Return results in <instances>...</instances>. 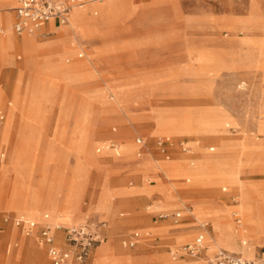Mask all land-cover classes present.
<instances>
[{
  "label": "rangeland",
  "instance_id": "374dc122",
  "mask_svg": "<svg viewBox=\"0 0 264 264\" xmlns=\"http://www.w3.org/2000/svg\"><path fill=\"white\" fill-rule=\"evenodd\" d=\"M74 12L64 26L73 28ZM0 29H4L1 47L12 26ZM104 29H109V34L86 38L79 28H73L74 45L84 48L100 37L97 44H106L104 49L116 42L115 50L99 51L100 47L86 46L78 49L83 56L75 50L59 52L66 66L85 64L78 69L84 73L82 78L36 85L29 113L46 110L41 116L42 124L36 123L33 128L37 132L29 149L17 150L14 143L10 147L2 142L1 131L8 117L5 108L0 107L5 114L0 125V264H41L39 252L48 258L40 232L27 234L26 229L15 223L17 216L32 221L27 213L9 205L19 191L36 194L58 190L64 197L70 185L80 187V211L87 217L85 222L105 223V239L93 248L90 259L96 250L109 247L113 255L124 257L114 264L170 261L167 246H180L201 230L202 220L192 211L196 201L211 199L235 205L238 203L234 198L240 202V196L247 194L243 191L241 195L237 186L217 179L194 184L184 169L192 167L193 161L202 156H246L247 142L260 145L264 141V0H167L136 7L132 14L115 25L109 22ZM114 30L120 34L111 40ZM30 36L41 42L53 35L37 31ZM46 42L37 43L30 51H40ZM51 52L43 50L38 54L40 59L31 58L29 62L35 65L32 71L24 65L32 54L25 48L14 50L25 69L24 79L21 74L12 83L15 86L21 81L20 95L36 75L42 74L41 65ZM0 60L15 63L7 61L1 52ZM8 71V66L0 63V88L8 92L6 107L13 109L17 92L13 88L12 97L9 94ZM179 125L204 131L171 130ZM18 131L16 126L14 133ZM163 136L174 141L165 145L164 150L158 144ZM138 137L142 138L141 143ZM184 138L189 141L186 144L191 146L192 154L182 150L179 142ZM223 141L237 145L222 149ZM131 145L132 151H125ZM139 153L151 158L153 170L141 173L124 168L130 160L141 157ZM158 162H171L176 169L164 174L157 167ZM181 167L184 169L180 170ZM239 178L245 183L264 184V167L243 165ZM172 183L176 185V196L167 201L162 188ZM223 187L227 190L223 191ZM103 194L112 200L113 210L109 215L93 214L90 206ZM36 200L40 202L41 198L36 195ZM42 208L40 214L46 216L50 208L47 201ZM59 208L64 209L65 205L60 204ZM187 208L195 217L181 224L188 226V233L178 235L179 240L186 239L177 243L172 235L178 223L172 214L176 210L187 214ZM240 208L247 214L245 201ZM235 212L238 208L233 206L231 225L227 226L224 220L213 224L214 230L206 238L208 251L221 247L239 252L242 241L249 239L252 250L248 254L254 256L255 236L247 227L240 229V241L236 239L235 228L239 225ZM160 213L168 216L161 218ZM34 221L39 231L46 225L53 231L60 230L57 234L60 246L66 243L64 227L82 224L53 222L50 218ZM162 223L164 228H158ZM136 231L141 235L140 241L130 246L128 240ZM159 255V260H155ZM256 255L264 256V246L257 247Z\"/></svg>",
  "mask_w": 264,
  "mask_h": 264
},
{
  "label": "crops",
  "instance_id": "0c3cea01",
  "mask_svg": "<svg viewBox=\"0 0 264 264\" xmlns=\"http://www.w3.org/2000/svg\"><path fill=\"white\" fill-rule=\"evenodd\" d=\"M104 1V0H103ZM167 0H140L138 2H135L133 0H114L113 2H100V4H88L87 7L84 10H78L74 13V24H80V23H89L94 22L96 20L97 16H100L102 18H108L110 25H115L121 18H124L134 12L136 7H148L150 5L158 4V3H164ZM169 1V0H168ZM19 5V0H0V28H3L5 26H13V23L16 20V8ZM74 12V11H73ZM72 12V13H73ZM89 13V14H88ZM108 22V23H109ZM40 32L53 35L51 38L38 42L36 38L30 36L32 33L29 32H16L13 30L9 31L8 33V39H5L2 41L0 52L3 57L7 59V61H13L15 63L9 64L4 63L0 60V63L7 65L9 68L8 71V91H10V96L12 97V91L9 88V85L16 82L18 78L23 74V79L25 77V69L23 68V62L20 63L17 61L14 50L17 48H25L29 51V53L32 54L30 58L25 61L24 65L29 66L32 71L35 68V65L33 63H30V59L33 57H38V54H40L43 50H50L52 51L50 55L45 56V61L41 65L43 68L42 74L39 76V82L38 83H47V82H54L58 79H64L67 81L80 79L84 76V73L79 71V67L84 66L85 64H76L75 66H66L64 60H63V54L59 53L61 50L65 52H74L78 51V49H84L87 47H97L99 48V51H112L115 50L117 47L114 43L108 44V48L105 45L97 44L98 39L100 37L96 38L95 40H92V45L86 44L84 48H79L75 46L74 40H73V28L71 26H64L63 24L60 25L57 21H50L46 23L40 30ZM119 32L114 30V33L110 37L112 38L119 36ZM109 38V37H107ZM1 39V35H0ZM25 39H31L35 43H43L46 42L43 46V48L38 52H31L28 48V44H26ZM97 40V41H96ZM86 42V41H85ZM53 50H56V52H53ZM79 56H83V52L80 50L77 52ZM40 59V58H39ZM39 61V60H38ZM43 61V60H42ZM40 61V62H42ZM39 62V63H40ZM77 69V70H75ZM31 71V72H32ZM31 73H29L30 75ZM27 75V76H29ZM4 89V88H1ZM7 91V90H5ZM8 93V92H7ZM4 107V106H3ZM5 108V107H4ZM7 113L6 108L4 109ZM46 109H40L37 110L34 114H30L29 110L27 109H19L14 111L10 115V119L8 118L6 123L7 125V138L5 140L6 145L13 147L15 149L20 148H26L29 149L30 145L32 144V139H34L36 130H33L34 127H36V123H41V116L44 113ZM0 117L2 118L0 125L2 124L5 114L3 111L0 112ZM8 117V115H7ZM159 125V124H158ZM18 126L19 131L15 134L14 128ZM159 128V126H158ZM157 128V129H158ZM264 128V124H263ZM171 130H182V131H188V132H196L200 133L203 132V129L199 128H189L187 126L179 125ZM40 138L42 137V134L39 132ZM138 141V140H137ZM181 141H185L186 143L189 141H186L184 138ZM50 142L52 143L53 140L50 139ZM139 142V141H138ZM174 142V141H173ZM194 145L196 144L195 140L191 141ZM12 143L13 146H12ZM141 143V142H139ZM220 147L222 149L234 147L237 144L235 142H221ZM240 145V144H239ZM245 145V144H244ZM190 148L191 146L188 145ZM182 148V147H181ZM133 149L132 145L127 147L125 151L131 152ZM211 150H214V147L210 148ZM183 150V149H182ZM184 151V150H183ZM244 152L246 156L243 157H224V156H216V157H208V156H202L197 159L196 162L193 161L192 167L189 168H179L180 170H185V174L188 176H191L193 179L194 184H204L206 182H210L212 180L217 179L218 181L225 182L231 185H235L238 187L240 194L242 195V192H246L247 194L245 196H240L241 201L239 202L234 198V201L238 204L235 205H223L216 203L214 200L206 199V200H198L195 203V209H192L194 213L198 215V220H204L209 222V230L210 232H213L214 230V223H219L222 220L225 221V224L227 226L231 225L233 222L231 219V210L233 206L238 208V212H235V221L237 223V216H240L242 219L241 228L240 224L239 226H236V239L240 241L242 237V231L240 229H243L244 227H247L248 232L253 234L255 237L253 241L256 243L255 246V255L254 258H264L263 255H260L257 257L256 255V249L258 246H264V184L260 182H243L239 178V172L242 166H262L264 167V141L261 142L260 145H254L252 143H246V148L244 149ZM142 153H139L138 155L141 156ZM188 154H192L191 152ZM207 162V163H206ZM207 164V165H206ZM210 164V166H209ZM157 167L166 174V172L170 169H173L174 167L171 162H164V163H157ZM126 170L129 172L131 171H138L141 173H144L148 170H153L155 168V164L152 162L151 158L144 154L139 158H135L130 160V162L124 166ZM190 181L191 179H187ZM176 188V185L172 183L171 185H164L162 188L163 192L165 193V199L167 201H171L175 198L174 189ZM227 187H223V191H226ZM30 191L21 192L19 191L18 195L16 196V200L14 202H9V205H13L16 207L19 211L27 213L32 221L36 219H44V218H50L53 222H64V223H83L86 221V215L81 214L80 211V195H81V188L76 185H70V187L67 190V193L64 197L60 194V191L55 190L52 195L49 194V192H43L40 202L36 200V194L29 193ZM45 201L48 202V205H50V208L48 212L50 213V217H46L43 214H40L41 211H43L42 205H44ZM243 201L246 202L247 205V214L244 213L240 206L243 205ZM64 204L65 208L60 209L59 205ZM113 203L109 196L102 195L101 198L97 201L95 205L90 206L92 213H98L100 216L109 215L111 214L113 210ZM181 212V216L179 217L178 226L176 227V231L173 233L172 238L175 239V242L180 243L183 242L186 238H182L179 240L178 235L181 234H187V225H181L183 222L188 220L189 218H194V214L185 213L183 210H176L175 212ZM173 212V213H175ZM67 213V214H65ZM241 213L244 215L242 216ZM22 215H24L22 213ZM20 216L15 217V223L16 219ZM232 221V222H231ZM34 226H30L27 223L21 224L24 229H26V232L28 230H31L32 232H40L39 227L37 226L36 221ZM17 224V223H16ZM180 224V225H179ZM234 224V223H233ZM18 225V224H17ZM160 229H163V223L159 224L157 226ZM55 233V243L57 244V234L61 233L60 230L53 231ZM30 234V233H27ZM196 236V235H195ZM39 237L41 238L40 234ZM141 235L139 232H134L131 237L129 238V245L135 246L140 241ZM195 238V237H194ZM193 238V239H194ZM105 239V236L103 237L102 243ZM191 239L188 242L193 241ZM249 240V239H248ZM41 242L46 245L47 255L48 258L44 255V253L39 252L38 258L40 259L41 264H54L51 260L49 254H48V244H46L42 238ZM134 242V245H131V243ZM243 242V241H242ZM99 243V244H100ZM184 243V244H185ZM243 244V243H242ZM58 245V244H57ZM252 245V244H251ZM60 246V245H58ZM66 243L64 246L65 247ZM177 247L176 245H168L167 246V254L168 258L170 257L169 250L170 248ZM245 249L244 245L242 246L241 251ZM229 252L234 253H240L236 251H230L228 249H225ZM252 250V248H251ZM208 246L206 245L203 251L204 256H210L208 254ZM217 251H215L213 254H215ZM250 253V252H249ZM96 252L93 254L90 261L87 260L85 264H114L122 261L124 259L123 256H116L113 255V253L110 251V248L108 247L106 250L101 251L99 255ZM242 254V253H240ZM159 257L154 258L155 260H159ZM252 258V257H251ZM51 263L49 262V260ZM166 263V262H165Z\"/></svg>",
  "mask_w": 264,
  "mask_h": 264
},
{
  "label": "built area",
  "instance_id": "2783aa9c",
  "mask_svg": "<svg viewBox=\"0 0 264 264\" xmlns=\"http://www.w3.org/2000/svg\"><path fill=\"white\" fill-rule=\"evenodd\" d=\"M86 0H19L16 8V20L13 23V30L19 33H35L46 23L57 21L60 25L69 22L72 11L76 7L85 5ZM4 29H0V35ZM2 118L0 117V123ZM137 140L142 142V138ZM170 136H163L158 139V144L165 149V145L172 144ZM186 153L191 148L185 141L179 142ZM186 211L192 213L190 208ZM193 214V213H192ZM167 213H160V217H167ZM174 221L178 222L181 212L172 214ZM18 225L27 223L34 226L35 222L23 217L16 219ZM237 223L242 224V219L237 216ZM104 222H84L78 225L64 227L66 246L61 247L55 243V233L48 225L40 230L42 240L48 244V254L54 264H85L89 259L92 250L103 239ZM60 228V226H58ZM200 231L193 241L170 248V261L164 264H264V258H248L240 253L229 252L225 249L218 250L215 254L204 256L206 238L209 230V222H200ZM27 233H31L28 230ZM134 245V242L131 243Z\"/></svg>",
  "mask_w": 264,
  "mask_h": 264
},
{
  "label": "bare ground",
  "instance_id": "6f19581e",
  "mask_svg": "<svg viewBox=\"0 0 264 264\" xmlns=\"http://www.w3.org/2000/svg\"><path fill=\"white\" fill-rule=\"evenodd\" d=\"M87 1H88V4H91V3H93V4H96V3H94V1L95 0H86V3H85V5H83L82 7H76L73 11H78V10H84L86 7H87ZM100 2L101 1H103V0H99ZM105 1V0H104ZM103 1V2H104ZM97 2H98V0H97ZM87 4V5H86ZM86 6V7H85ZM72 11V12H73ZM74 12V13H75ZM89 14V13H88ZM71 17V16H70ZM69 21H70V19H69ZM109 22V20H108V18H102V17H100V16H97L96 17V20L94 21V22H89V23H80V24H77V25H75L74 24V26H73V28L74 29H78L79 28V30L81 31V33L86 37V38H89V37H95V36H101V34H109V29H104V28H106V26H108V23ZM68 23V22H67ZM73 23H74V18H73ZM71 24V23H70ZM67 25H69V24H67ZM13 28V27H12ZM103 29H104V31H103ZM6 39H8V37L6 38ZM25 41H26V44H28V48L31 50V49H35V47H36V44L37 43H35V42H33L31 39H25ZM90 56V55H89ZM92 56H90V62H92L93 60H92V58H91ZM75 66V65H74ZM80 68V67H79ZM75 70H77V69H75ZM34 75H35V73H34ZM38 82H39V76L38 75H36V77H35V80L34 81H32L31 83H30V86L27 88V90H26V92L24 93V94H22V95H20V91H21V88H22V85H21V81L19 80L18 82H17V85H13V84H10L9 85V88L10 89H13V88H15V92H17L16 93V99H17V104H16V107L15 108H13V109H9V108H7L6 107V104H5V99H6V92H5V90L4 89H1L0 88V107H2V106H4L5 108H6V110H7V115H8V118L10 119V115L14 112V111H16V110H19V109H28L29 108V106H30V103L33 101V98H34V96L36 95V93H37V91L35 90V88L37 87L36 85L38 84ZM8 125V124H7ZM7 125L4 127V129L1 131V140H2V142L4 143L5 142V140H6V138H7ZM83 140H85V139H83ZM118 156V155H117ZM207 163V162H206ZM207 165V164H206ZM209 166H210V164H209ZM54 191L55 190H53L52 191V193H49L50 195H52L53 193H54ZM41 191H38V193H36V195L39 197V198H41ZM46 217H50V214L49 213H47L46 214ZM202 221H204V220H202ZM210 234V231L208 232V235ZM207 235V236H208ZM180 237H182V234L181 235H179ZM214 242V241H213ZM243 245H244V247H245V249L243 250V251H240V253H242L244 256H246V257H248V258H251V257H253V256H251V255H249L248 253L251 251V248H252V245H251V243H250V241L248 240V239H244L243 240ZM220 249H223V248H221V247H217V249L215 250V251H218V250H220ZM101 251H103L102 249H99L98 250V252H97V254L96 255H99L100 254V252ZM214 251V252H215ZM214 252H208V254L209 255H213V253ZM47 264V263H46Z\"/></svg>",
  "mask_w": 264,
  "mask_h": 264
}]
</instances>
